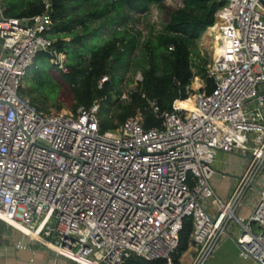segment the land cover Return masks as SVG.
I'll list each match as a JSON object with an SVG mask.
<instances>
[{
  "label": "built area",
  "instance_id": "1",
  "mask_svg": "<svg viewBox=\"0 0 264 264\" xmlns=\"http://www.w3.org/2000/svg\"><path fill=\"white\" fill-rule=\"evenodd\" d=\"M40 1L42 14L13 18L0 0V221L73 264H125L132 256L174 264L190 218L186 264H204L232 227L239 256L264 264L261 0H224L215 12L222 52L207 69L214 87L189 95L192 110L179 100L160 110L150 100L158 126L145 128L137 113L107 131L99 127L100 101L42 111L21 93L40 52L68 72L43 35L52 0ZM218 152L241 159L225 199L210 185ZM249 203V217L241 216Z\"/></svg>",
  "mask_w": 264,
  "mask_h": 264
},
{
  "label": "trees",
  "instance_id": "2",
  "mask_svg": "<svg viewBox=\"0 0 264 264\" xmlns=\"http://www.w3.org/2000/svg\"><path fill=\"white\" fill-rule=\"evenodd\" d=\"M158 1L51 2V26L43 35L52 40V48L55 51L65 54L64 66L68 72L59 71L61 81L66 84L71 95L70 110L76 112L79 107L88 108L96 101H100L97 116L101 131L116 129L128 117L137 113L141 114L145 128L158 126L160 121L151 110L150 100L156 101L160 110L168 111L172 109L174 101L186 102L191 94L189 86L196 75L194 54L198 55L196 41L213 26L214 14L223 5L224 0H182L181 6L172 12L162 29L143 42V53L133 58V61L127 56L136 48L135 37L128 39L127 34L123 35L114 29L111 31L112 37L101 45L87 42L88 38L92 39L89 32L90 23L104 19L106 25L117 24L118 17L126 9H138L149 2ZM2 3L4 14L13 18L32 17L44 12L40 0H2ZM110 14H115L114 18L109 19ZM77 26L82 30V34L76 32ZM67 36H71V40H65ZM78 43L82 45L76 46ZM37 56L46 64L51 58L49 52L45 51ZM129 63L141 68V79L137 80L136 86L129 92L127 98L119 100L121 90L117 86L115 71ZM196 67L199 68L198 74L204 79L202 90L209 94L214 87L213 79L207 76L205 65ZM32 69L36 71V75H40V68L36 64H33ZM103 77L106 79L101 81ZM43 84L45 82L40 80L39 87ZM22 91L24 90L21 88V93ZM29 102L37 109L45 110L43 105L38 103L37 97H32ZM57 108L60 109L61 106L58 105ZM191 230V219H184L178 235V245L171 253L174 264H179V253L187 248ZM165 263L163 259L149 261L136 256L125 262V264Z\"/></svg>",
  "mask_w": 264,
  "mask_h": 264
},
{
  "label": "rangeland",
  "instance_id": "3",
  "mask_svg": "<svg viewBox=\"0 0 264 264\" xmlns=\"http://www.w3.org/2000/svg\"><path fill=\"white\" fill-rule=\"evenodd\" d=\"M181 3L182 0H159L158 2H149L138 9H126L124 13L118 17L117 24L108 22L109 25H106L107 23L104 24V19H99L90 23L91 28L89 32L92 34V39L88 38L87 42L101 45L112 37L111 31L114 29L123 35L127 34L128 39L135 37L136 48L131 55L127 56L133 61V58L143 53V42L146 39L152 38L156 32L162 29L168 22L172 12L180 7ZM114 16L115 14H110L109 19L114 18ZM76 32L82 34V30L79 26H77ZM214 35L215 33L206 30L196 41V52L198 53V55L194 54V72L196 75L193 77L189 86L191 91L190 96L194 95L197 91H201L204 87V79L198 74L199 68L196 66L205 65L208 69L209 66L213 65L216 58L215 46L212 42L215 38ZM71 38V36H67L65 40L69 41ZM78 45H82V43L76 44V46ZM221 52L222 48L220 47V54ZM62 57L64 58L65 54L62 53ZM50 62L49 60L48 64H46L39 56L35 58L34 64L40 68L39 74L41 76L36 75V71L34 72V69L31 67L23 79L22 89L24 91H22V94L29 101H31L32 97H37L38 103L41 104V106L43 105L46 111L71 112L70 106L72 101L69 89L66 84L61 81V72ZM115 67L117 68L118 65ZM115 73L117 75V86L121 90L119 100H123L127 98L129 92L136 86L138 80L137 76H141V68L135 64L129 63L123 68H117ZM40 80L44 81L45 84L39 87ZM114 98L115 96L113 99ZM185 103H187L188 107H192L193 105L191 98ZM58 105L61 106L60 109L57 108ZM229 161L236 170L237 174L235 173L234 175H239V173H241L240 171H242L239 158L235 155H231ZM184 254V251L180 252V258H182Z\"/></svg>",
  "mask_w": 264,
  "mask_h": 264
},
{
  "label": "crops",
  "instance_id": "4",
  "mask_svg": "<svg viewBox=\"0 0 264 264\" xmlns=\"http://www.w3.org/2000/svg\"><path fill=\"white\" fill-rule=\"evenodd\" d=\"M231 155L239 158L241 166V159L237 153L218 152L214 163V174L210 179L212 189L221 199L227 198L235 179L241 174L234 175L236 170L229 161ZM251 209L252 204L249 203L241 209L240 215L249 217ZM237 235V228H229L221 244L213 251L212 255L204 264H257L251 258H242L239 256V247L236 243ZM186 260L187 258L183 255L179 259V262L180 264H186ZM0 264L73 263L64 257L54 254L38 242L29 241L18 230L0 221Z\"/></svg>",
  "mask_w": 264,
  "mask_h": 264
},
{
  "label": "bare ground",
  "instance_id": "5",
  "mask_svg": "<svg viewBox=\"0 0 264 264\" xmlns=\"http://www.w3.org/2000/svg\"><path fill=\"white\" fill-rule=\"evenodd\" d=\"M216 26H211V27H209L207 30L209 31V32H213V33H215V38H214V40L212 41L213 42V44H214V46H215V51H216V57H219L220 56V36L218 35V33H216ZM178 105L180 106V107H184V108H186V109H188V110H192V108H193V105H192V107H188L187 106V103H185V102H179L178 103ZM81 262H84V263H86V264H88L89 262L88 261H86V260H84V259H81V258H78Z\"/></svg>",
  "mask_w": 264,
  "mask_h": 264
},
{
  "label": "water",
  "instance_id": "6",
  "mask_svg": "<svg viewBox=\"0 0 264 264\" xmlns=\"http://www.w3.org/2000/svg\"><path fill=\"white\" fill-rule=\"evenodd\" d=\"M261 3L264 4V0H261Z\"/></svg>",
  "mask_w": 264,
  "mask_h": 264
}]
</instances>
